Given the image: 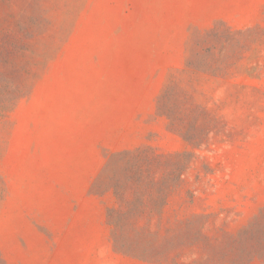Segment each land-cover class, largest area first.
<instances>
[{
  "label": "rangeland",
  "instance_id": "374dc122",
  "mask_svg": "<svg viewBox=\"0 0 264 264\" xmlns=\"http://www.w3.org/2000/svg\"><path fill=\"white\" fill-rule=\"evenodd\" d=\"M0 264H264V0H0Z\"/></svg>",
  "mask_w": 264,
  "mask_h": 264
}]
</instances>
